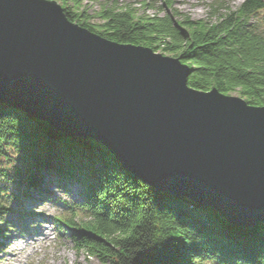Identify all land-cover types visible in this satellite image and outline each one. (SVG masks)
<instances>
[{
  "label": "water",
  "instance_id": "1",
  "mask_svg": "<svg viewBox=\"0 0 264 264\" xmlns=\"http://www.w3.org/2000/svg\"><path fill=\"white\" fill-rule=\"evenodd\" d=\"M190 67L73 22L56 0H0V99L104 144L146 184L264 222V106L189 86Z\"/></svg>",
  "mask_w": 264,
  "mask_h": 264
},
{
  "label": "trees",
  "instance_id": "2",
  "mask_svg": "<svg viewBox=\"0 0 264 264\" xmlns=\"http://www.w3.org/2000/svg\"><path fill=\"white\" fill-rule=\"evenodd\" d=\"M57 1L70 20L106 39L179 58L192 71L190 87L264 106V16L257 17L264 0H243L236 9L216 3L208 20L179 12L174 0H158V8L156 1H143L145 8L157 9L154 14L120 0L105 3L96 14L83 0ZM8 149L18 160L12 176L0 168V216L29 215L23 199L47 198L48 183L62 190L78 185L69 214L55 220L71 229L78 251L101 263L264 264V222L232 223L212 206L158 190L104 144L70 136L0 99V160ZM7 182L16 190L9 191Z\"/></svg>",
  "mask_w": 264,
  "mask_h": 264
},
{
  "label": "rangeland",
  "instance_id": "3",
  "mask_svg": "<svg viewBox=\"0 0 264 264\" xmlns=\"http://www.w3.org/2000/svg\"><path fill=\"white\" fill-rule=\"evenodd\" d=\"M57 1V0H56ZM123 4H132L140 13L148 11L154 14L157 9L145 8L142 2L146 1L158 8V0H120ZM243 0H174L175 8L193 19L208 20L212 6L220 3L222 6L236 9ZM58 2V1H57ZM112 0H83L90 14H96L105 3ZM264 16L259 13L257 17ZM100 22L99 19H93ZM234 96H238L234 94ZM8 157L0 160V168L10 170L13 175L18 156L12 149L7 150ZM14 181L13 179H8ZM14 183V182H13ZM9 191L16 190L9 182ZM50 191L47 198L33 203L31 199H23L24 210L28 214L19 217L17 213H4L0 216V229L4 233L0 237V264H109L101 263L96 257H91L85 251H78L71 238V229L56 222L57 216L69 214L68 206L74 203L78 196V185L68 187L67 190L57 189L53 183L46 184ZM24 187L22 188V190ZM80 199V198H79ZM6 200H9L8 198ZM80 218V217H78ZM77 218V219H78ZM201 264H215L206 261Z\"/></svg>",
  "mask_w": 264,
  "mask_h": 264
}]
</instances>
